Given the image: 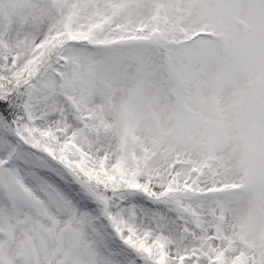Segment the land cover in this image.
Instances as JSON below:
<instances>
[{"label":"snow or ice","instance_id":"obj_1","mask_svg":"<svg viewBox=\"0 0 264 264\" xmlns=\"http://www.w3.org/2000/svg\"><path fill=\"white\" fill-rule=\"evenodd\" d=\"M0 264H264V0H0Z\"/></svg>","mask_w":264,"mask_h":264}]
</instances>
